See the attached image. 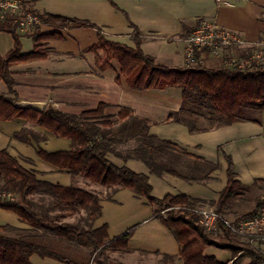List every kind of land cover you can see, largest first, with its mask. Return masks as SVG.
Segmentation results:
<instances>
[{
	"label": "crops",
	"instance_id": "obj_1",
	"mask_svg": "<svg viewBox=\"0 0 264 264\" xmlns=\"http://www.w3.org/2000/svg\"><path fill=\"white\" fill-rule=\"evenodd\" d=\"M24 1L28 9L38 13L86 20L94 27L37 25L40 32H55L60 38L43 41L44 58L10 67L16 100L45 102V109L52 107L73 115L94 110L104 103L102 118L113 122L111 144L115 149L107 154V158L118 167L126 166L145 174L151 185V195L158 199L184 194L194 200L216 201L227 183V156L232 161L236 179L242 184L251 186L256 180L264 181V110L259 123L239 121L190 133L185 124L167 119L170 112H178L181 107V90L171 87L132 89L120 74L116 60L111 59L110 67L100 70L96 60L103 52L86 51L97 41L98 33L130 47H135V38H138L141 50L152 56L157 64L181 67L185 63V38L204 19L240 32L249 42L256 41L264 33V0L224 3L215 0ZM4 33L0 32V35ZM18 33L21 51H31L34 42L30 32ZM12 46L11 37V42L6 43L0 54L4 55ZM202 57L207 63L205 54ZM0 93L12 96L2 80ZM122 108H127L133 117L141 120L148 134L168 140L189 154L170 156L167 162L181 173L188 172L189 175H185L193 176L195 180L170 173L156 175L142 160L125 158L137 145V129L121 128L124 121L119 120L118 114ZM22 131H25L23 139L17 138L15 134ZM73 146L71 139L58 137L24 118L0 120V150H7L38 179L61 186L90 189L98 196L100 214L91 221V229L106 225L108 240L132 229L126 249H110L113 264H183L180 246L173 233L157 217V206L150 204L144 196L130 188L105 187L91 183L80 175L72 176L66 169H59L38 156L39 150L54 153L69 151ZM187 164L194 169L190 171L185 166ZM212 165H216L215 169ZM38 195L39 199L45 197L44 203L48 205V196L43 193ZM49 210L51 215L57 211L52 207ZM52 210L55 212L52 213ZM10 212L13 213L0 210V225L28 228ZM67 212L63 221L72 223L71 215L79 211ZM256 247L264 256V244ZM34 255L37 254L29 259L31 264H61L49 257L32 262ZM248 263L246 258L241 264Z\"/></svg>",
	"mask_w": 264,
	"mask_h": 264
},
{
	"label": "trees",
	"instance_id": "obj_2",
	"mask_svg": "<svg viewBox=\"0 0 264 264\" xmlns=\"http://www.w3.org/2000/svg\"><path fill=\"white\" fill-rule=\"evenodd\" d=\"M20 4L24 10L38 17L37 25L47 24L61 28L94 27L86 20L41 14L30 10L24 0H20ZM15 17V15H9L0 20V32L10 34L13 39L12 48L4 55L0 54V80L6 85L8 94L12 95L0 93V120L24 118L58 137L71 139L74 144L71 150L54 153L39 150L38 156L59 169H66L72 176L80 175L91 183L105 187L130 188L144 196L150 204L156 205L157 217L173 233L180 246L179 254L183 264H227L219 261L214 255H207L204 252L206 247L214 245L239 250L229 264H241L246 258L249 259L248 264H264V256L260 252L248 245L233 246L231 242H234L236 236L231 235L224 228L219 234L208 232L199 224L198 214L190 211V208L210 206L229 219L248 218L257 212L262 204L260 200L250 211L240 216L227 215L238 196L249 191L256 183H264L263 180H256L253 185L247 186L238 181L233 172L230 157H226L227 183L216 201L194 200L184 194L166 195L158 199L151 195V185L145 174L137 173L126 166L118 167L107 158V154L115 149L111 144L113 122L102 118L104 103L80 115L66 114L52 107H47L41 113L15 107L14 102L17 101L13 89L15 82L10 67L44 58L43 41L60 38L55 32L42 33L38 30V26L34 25L29 31L34 42L33 48L29 52H22L17 24L14 22ZM135 40V47H130L109 40L98 33L97 41L88 46L86 51L101 50L103 52V55L96 60L100 70L110 67L111 59L116 60L120 74L132 89L180 88L181 107L178 112H170L167 119L185 124L190 133L207 131L246 119L256 121L243 117L242 111L244 109L259 112L264 110V64L244 71L237 68L227 69L223 64L217 67L205 65L168 67L157 64L152 56L141 50L140 40L138 38ZM202 110L207 111L208 120H213L214 126L207 127L199 124L203 116ZM182 114L187 116L183 117ZM81 116L97 118L91 120ZM118 118L121 122L124 121L121 128L137 129V145L126 154L125 158L133 157L142 160L156 175L170 173L187 180H195V177L188 176V172L181 173L167 162L170 156H189V154L178 149L168 140L148 134L146 125L133 117L127 108L119 111ZM128 119L131 120L126 122ZM24 132H19L15 136L23 139ZM185 166L190 171L194 169L188 164ZM211 167L215 169L216 165ZM40 193L48 196V205L44 203L45 197H42L44 200L39 199L37 204L30 198ZM9 194L11 195L8 196ZM98 201L99 198L95 193L85 189L61 186L38 179L33 171L24 168L7 150H0V208L12 211L28 225V228H24L28 236L13 237L3 233V230L11 228L10 226L0 225V264H31L29 259L33 254L52 258L61 264H78L67 255L43 244L42 239L46 234L54 235L55 239L65 244L72 242L82 244L83 241V244L93 247L100 255L108 248L126 249L132 229L108 240L106 225L85 229L78 224L63 221L66 215L64 213H68L67 211L73 213L79 209H84L91 220L96 219L100 214ZM50 207L57 210L53 217L49 212ZM161 210L166 211L165 218L160 215ZM36 236L41 242L35 239ZM216 239L225 241L218 244ZM53 245L58 246L57 243ZM99 264L113 263L100 261Z\"/></svg>",
	"mask_w": 264,
	"mask_h": 264
},
{
	"label": "built area",
	"instance_id": "obj_3",
	"mask_svg": "<svg viewBox=\"0 0 264 264\" xmlns=\"http://www.w3.org/2000/svg\"><path fill=\"white\" fill-rule=\"evenodd\" d=\"M217 3L238 0H215ZM15 15L14 22L20 33H27L39 23L36 15L24 10L20 0H0V20ZM264 16V15H263ZM184 65L188 67L202 65L204 54L216 58L227 69L237 68L242 71L252 70L264 64V33L253 42L232 29L224 28L215 21L202 20L185 38ZM257 212L248 218L229 219L210 206L190 208L198 214L199 224L208 232L221 233L224 228L228 233L246 239L255 247L264 244V196ZM163 218L166 215H162Z\"/></svg>",
	"mask_w": 264,
	"mask_h": 264
},
{
	"label": "rangeland",
	"instance_id": "obj_4",
	"mask_svg": "<svg viewBox=\"0 0 264 264\" xmlns=\"http://www.w3.org/2000/svg\"><path fill=\"white\" fill-rule=\"evenodd\" d=\"M18 31V30H17ZM19 32V31H18ZM11 42V36L8 34H1L0 35V52L2 53L6 43ZM206 62L207 63H203L202 65L208 66V67H217L218 65L220 66V61L216 58H212L210 57L208 54H205ZM209 58V59H208ZM171 88H175L177 90H181L178 87H171ZM207 111L202 110V114L203 116L200 118V122L199 124L202 126H214V121H209L208 120V114L206 113ZM183 117H186L187 115H181ZM242 116L243 117H247V118H251L252 120H256V121H250V122H261L260 118H261V112H259L258 110H248V109H244L242 111ZM249 119H246L244 121L241 122H249ZM87 191H89L90 189H85ZM91 192V191H90ZM93 193V192H92ZM11 194H9L8 196H10ZM264 196V185L261 183H256L255 186H253L249 191L244 192L242 195L238 196L234 202L232 203V206L230 208V213H228L227 215H232L233 216H240L248 211H250L255 204L257 203L258 200L261 199V197ZM40 195H32V197H30L36 204L39 200ZM1 210V209H0ZM55 211H52V213H54ZM11 213V212H10ZM14 216L17 217V219L19 220V222H23L22 220H20L18 218L17 215H15L14 213H11ZM160 215H166V211L165 210H161ZM53 217V215H51ZM71 219L70 220L72 222V224H78L79 227L82 228H91L92 226V220L89 217L88 213L86 211H81V209H79L78 213H73V215H71ZM6 219V218H5ZM6 221V220H4ZM25 223V222H23ZM9 226V225H7ZM11 228H7L6 230H3V233L8 235V236H28L27 231H25L24 228H20V227H12ZM15 228V229H14ZM35 238V237H34ZM36 240H39V238H35ZM43 244L49 245L50 248L54 249L55 251H59L61 253H63L64 255H67L69 258L73 259L74 262L78 263V264H99L100 261L102 262H110L111 258H110V249L108 248L103 254H98V252L96 250H94L93 247L87 245L86 243L83 244L84 242L82 241V244L79 243H64V242H59L58 239L54 238V235H49L46 234L44 236V239H42ZM225 241V240H224ZM224 241L219 239H216V242L219 243H224ZM41 242V241H40ZM57 243L58 246L53 245ZM231 244L233 246H238V247H242L244 245H248L251 246L252 248H258L255 247L253 244H251L249 241H247L246 239L243 238H238L235 237L234 238V242H231ZM207 248V247H206ZM205 248V249H206ZM245 248V247H243ZM260 248V247H259ZM204 249V250H205ZM258 251V249H255ZM239 253V250L237 249H230V248H221V246H211L210 248H208L206 250V254L207 255H215L220 261H224L225 263L229 264L231 262V259L237 255ZM41 260V257H39L38 255H34L32 258V262H35V260Z\"/></svg>",
	"mask_w": 264,
	"mask_h": 264
},
{
	"label": "water",
	"instance_id": "obj_5",
	"mask_svg": "<svg viewBox=\"0 0 264 264\" xmlns=\"http://www.w3.org/2000/svg\"><path fill=\"white\" fill-rule=\"evenodd\" d=\"M14 106L20 109H31L41 113L45 110L46 103L37 101L17 100L14 102Z\"/></svg>",
	"mask_w": 264,
	"mask_h": 264
}]
</instances>
